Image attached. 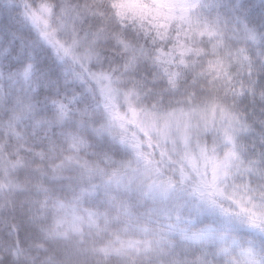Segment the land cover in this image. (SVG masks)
<instances>
[{"label":"snow or ice","instance_id":"6c2138e0","mask_svg":"<svg viewBox=\"0 0 264 264\" xmlns=\"http://www.w3.org/2000/svg\"><path fill=\"white\" fill-rule=\"evenodd\" d=\"M0 264H264V0H0Z\"/></svg>","mask_w":264,"mask_h":264}]
</instances>
